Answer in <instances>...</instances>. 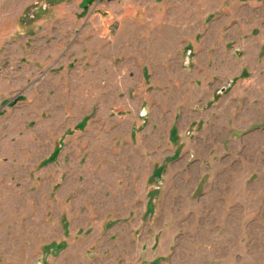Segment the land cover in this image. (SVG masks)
Listing matches in <instances>:
<instances>
[{"label": "rangeland", "instance_id": "obj_1", "mask_svg": "<svg viewBox=\"0 0 264 264\" xmlns=\"http://www.w3.org/2000/svg\"><path fill=\"white\" fill-rule=\"evenodd\" d=\"M0 264H264V0H0Z\"/></svg>", "mask_w": 264, "mask_h": 264}]
</instances>
